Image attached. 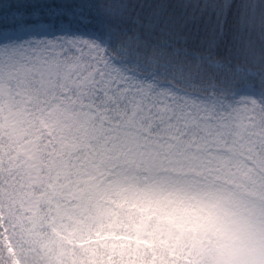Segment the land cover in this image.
<instances>
[{"label":"snow or ice","instance_id":"1","mask_svg":"<svg viewBox=\"0 0 264 264\" xmlns=\"http://www.w3.org/2000/svg\"><path fill=\"white\" fill-rule=\"evenodd\" d=\"M204 209L264 221V0H0V264Z\"/></svg>","mask_w":264,"mask_h":264},{"label":"rangeland","instance_id":"2","mask_svg":"<svg viewBox=\"0 0 264 264\" xmlns=\"http://www.w3.org/2000/svg\"><path fill=\"white\" fill-rule=\"evenodd\" d=\"M153 215L155 225L147 234L148 240L162 236L168 244L164 245V252L158 254L156 264H176L185 250H191L187 264L191 261L196 264H227L222 258L232 249L246 254V264H264V221L242 217L235 210L220 213L206 209L177 210L155 212ZM173 249L178 251V255ZM118 250L120 255H126L136 248ZM120 260L123 264H139L140 258Z\"/></svg>","mask_w":264,"mask_h":264},{"label":"trees","instance_id":"3","mask_svg":"<svg viewBox=\"0 0 264 264\" xmlns=\"http://www.w3.org/2000/svg\"><path fill=\"white\" fill-rule=\"evenodd\" d=\"M245 216L246 215L242 214V217ZM165 244L168 246L162 236H158L156 240L149 239L146 245L140 240L121 242L114 241L111 237L104 242L96 244L88 243L83 237L74 234L44 247L38 257L37 264H97L103 260V256L99 255L100 253L118 257L119 259H136L141 257V253L145 246L152 249L158 255L164 252L163 247ZM153 245L156 247H153ZM138 247H141V250H138L141 251L140 253L137 251ZM119 248H136V250H130L126 255H120ZM173 251L178 255L176 249H173ZM189 264L196 263L191 261Z\"/></svg>","mask_w":264,"mask_h":264},{"label":"clouds","instance_id":"4","mask_svg":"<svg viewBox=\"0 0 264 264\" xmlns=\"http://www.w3.org/2000/svg\"><path fill=\"white\" fill-rule=\"evenodd\" d=\"M227 264H246V254L238 249H232L225 254Z\"/></svg>","mask_w":264,"mask_h":264}]
</instances>
